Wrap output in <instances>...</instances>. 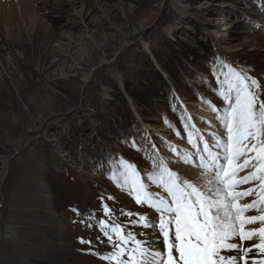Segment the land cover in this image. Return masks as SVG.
<instances>
[{"label": "rangeland", "instance_id": "374dc122", "mask_svg": "<svg viewBox=\"0 0 264 264\" xmlns=\"http://www.w3.org/2000/svg\"><path fill=\"white\" fill-rule=\"evenodd\" d=\"M189 47L197 57L174 63L181 83H172L167 55ZM216 57L264 79V0H0V264H86L77 237L64 235L74 247L60 246L63 234L33 222L43 212L28 210L16 191L45 187L60 218L73 214L71 205L94 207L102 193L124 198L107 179V161L150 167L149 139L190 150L174 134L183 131L172 98L207 128L196 118L212 114L197 94L214 99L207 69ZM158 76L168 84L165 98L142 107L129 97L127 87L141 91ZM127 110L137 124L126 121ZM186 169L199 174L186 165L174 170L184 177ZM82 187L88 199L79 196Z\"/></svg>", "mask_w": 264, "mask_h": 264}, {"label": "snow or ice", "instance_id": "6c2138e0", "mask_svg": "<svg viewBox=\"0 0 264 264\" xmlns=\"http://www.w3.org/2000/svg\"><path fill=\"white\" fill-rule=\"evenodd\" d=\"M207 71L214 99L197 94L212 114L200 118L207 128L197 127L174 95L172 111L183 135L174 134L191 150L167 140L158 147L149 139L144 159L150 167L109 158L107 179L124 199L102 193L87 211L69 206L73 223L88 233L77 237L87 246L77 251L100 264H264V79L220 57ZM179 165L198 169L199 182L174 170ZM253 210L257 214H248Z\"/></svg>", "mask_w": 264, "mask_h": 264}, {"label": "bare ground", "instance_id": "6f19581e", "mask_svg": "<svg viewBox=\"0 0 264 264\" xmlns=\"http://www.w3.org/2000/svg\"><path fill=\"white\" fill-rule=\"evenodd\" d=\"M209 114L210 113L205 112L203 115H205V117L207 118L208 116H210ZM196 119L201 121L200 118H196ZM188 147H191V146L188 145ZM181 148H184V146H181ZM186 170H184V173L181 171L184 177H187V179H192L193 181L199 182L198 181L199 174L196 170H190V171L188 170L186 171ZM79 190H80L79 196L81 198L82 197L87 198L88 196L87 189L82 187V188H79ZM16 192L19 193V197L22 199L23 204L28 210L33 209L37 211L41 209V211L43 212L42 216H38L37 212H35L32 218L33 222L39 223V225H45L46 227L50 228L54 232L63 234L60 238V242H61L60 246L64 248H68V249L71 246L74 247L73 246L74 244L72 245L71 242L66 239L67 235L76 236V237H80V236L86 237L88 235V233L85 232V230L81 226L73 223V221L76 219V217L73 216V214L68 213L67 216L64 215L62 218L55 215L54 209L50 203L51 200L46 197L47 193H46L45 187L43 186L35 187L33 184L26 183L22 188H19L18 191ZM111 193L108 192L106 194H111ZM121 199L123 200L124 198L121 197ZM128 206H131V205L129 204ZM75 246L76 248H79V249L87 247L86 245H80L79 243H76ZM71 251L73 252V249H71ZM76 254H77L78 260L81 262H84L86 264H100L97 258L93 256L87 255L83 252H80V253L76 252Z\"/></svg>", "mask_w": 264, "mask_h": 264}, {"label": "trees", "instance_id": "16d2710c", "mask_svg": "<svg viewBox=\"0 0 264 264\" xmlns=\"http://www.w3.org/2000/svg\"><path fill=\"white\" fill-rule=\"evenodd\" d=\"M197 42L200 45V48L208 50L209 45H207V43L200 42V41H197ZM196 51L197 50L189 47L188 49H185L183 53L172 51L167 55V60L165 61L163 69L169 74V78L172 83L177 80L178 82L181 83V78L178 72L176 71V69H173L174 63L177 64V66H180L182 65V62L185 61L186 59L188 58L191 59L193 58V56L194 58H196L197 57ZM126 92L128 93L129 97L132 98L134 102L138 103V105L142 107H148L150 105L149 107H152L156 101L161 100L165 98V96H167L168 84L164 81L163 77L161 78L159 77V79L156 82L150 83L147 80V83L143 86L141 91L133 90L127 87ZM129 113L130 112H128L127 110L126 112L127 116L124 117L126 121L129 122V120L131 119L133 123L132 125L137 124V122L134 120V118ZM120 115L122 114H119V116Z\"/></svg>", "mask_w": 264, "mask_h": 264}]
</instances>
